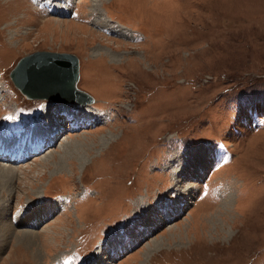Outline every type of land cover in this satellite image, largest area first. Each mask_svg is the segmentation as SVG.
<instances>
[{
  "label": "rangeland",
  "instance_id": "rangeland-1",
  "mask_svg": "<svg viewBox=\"0 0 264 264\" xmlns=\"http://www.w3.org/2000/svg\"><path fill=\"white\" fill-rule=\"evenodd\" d=\"M74 1L0 0V140L49 129L10 78L35 51L78 57L94 114L1 157L0 264H264V0Z\"/></svg>",
  "mask_w": 264,
  "mask_h": 264
},
{
  "label": "water",
  "instance_id": "water-1",
  "mask_svg": "<svg viewBox=\"0 0 264 264\" xmlns=\"http://www.w3.org/2000/svg\"><path fill=\"white\" fill-rule=\"evenodd\" d=\"M10 78L27 98L71 102L80 96L85 101L81 103L93 101L90 94L77 87L79 59L73 53L41 50L24 55L11 70Z\"/></svg>",
  "mask_w": 264,
  "mask_h": 264
},
{
  "label": "bare ground",
  "instance_id": "bare-ground-1",
  "mask_svg": "<svg viewBox=\"0 0 264 264\" xmlns=\"http://www.w3.org/2000/svg\"><path fill=\"white\" fill-rule=\"evenodd\" d=\"M72 2H75V1L74 0H62V1L59 0L57 2V0H54L48 6L50 8H51L52 5L54 6L53 8H51V12H53L56 9V10H58L59 13L62 14L63 13L62 9L70 7L69 3H72ZM119 30H121V29H119ZM55 74H56V76H58L59 75V72H55ZM63 100L64 101H57V102L54 101V103L49 104L50 107L48 108V110H50V111L48 113V117H46L47 120L45 122V126H48L49 129L42 128L43 127L42 126L41 127V130L37 131L35 134H32L31 133V137H30V136H28L29 131L25 128V131H22L20 133V135L17 136L13 132V134L8 137L9 138L8 140H5V141L0 140V142L1 143H7V144L13 145L14 148H15V153L14 154H21V155H25L26 153L29 154L32 149H36V148L38 149L39 147H40V149H38V151L41 152V151H44L45 146H48L47 145V143H48L47 139L52 140V138L54 137V135L58 133L59 126H58V121H57L58 119H56V118H57V116L63 117L62 115L59 114V112H66L68 115H73L74 117H76L77 120H79V119L80 120H83L82 121L83 126L85 125L84 124V120H85V122H87L88 119H86V118H84L82 116H87V117H89V116L92 117V115L94 116V114L91 112L92 110L90 112H88L90 110V107L91 106L86 105V104H81V102L84 101V100L80 96H76L75 101H72L71 100V102L68 99H63ZM52 102H53V100H52ZM51 105L57 106L56 107L57 114L52 113ZM74 105L77 106L76 107V109L78 110L77 113L72 112L73 111V108H74L73 107ZM46 107H47V105L43 109H46ZM44 114H46V113L44 112ZM55 127H56V131H54L55 130ZM48 131H49L50 136H45L46 133H48ZM2 133L3 132H0V135ZM52 133H54V134L52 135ZM38 151H36L35 153H37ZM189 153H188L189 157H188V160H187V162H188V165L187 166L190 167V166L193 165V162H195L196 160H192V157L193 156H191ZM2 154L3 153H1V155ZM201 154H202V156H201ZM201 154H200L198 160H203L204 161L205 159H207V157H208L207 150H205L204 152H203V150H201ZM0 159H2L1 156H0ZM3 160H6V162H9V160L6 158V156L3 158ZM178 161H180V159ZM9 163H11V162H9ZM204 165H202L201 167H203ZM13 173L15 175L14 170L0 168V182H3V184H5L4 183V180L7 182L8 181V177H10L11 175H13ZM44 204L46 206L45 210L46 209L50 210L52 208V205H51L52 203L46 202ZM2 216H4V218H5L6 217V213H2ZM4 223L5 224H2L1 225V231L4 234V237L5 236L8 237L10 234H12V231H14V230L11 227V224H12L11 222L9 223L10 226H8L6 222H4ZM28 237H33L32 232L31 231H24L23 232V238H28ZM125 238H127V237H125ZM125 238L123 239L124 241H122V243L121 244H118L117 246H120V245L126 246ZM111 248H112V246H111ZM121 249H124V248H121ZM153 250H156L155 245L153 246ZM117 252H118V250H117Z\"/></svg>",
  "mask_w": 264,
  "mask_h": 264
}]
</instances>
